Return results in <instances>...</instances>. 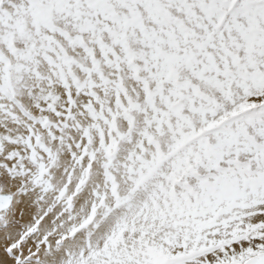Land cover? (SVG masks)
I'll return each mask as SVG.
<instances>
[{
    "label": "snow or ice",
    "instance_id": "snow-or-ice-1",
    "mask_svg": "<svg viewBox=\"0 0 264 264\" xmlns=\"http://www.w3.org/2000/svg\"><path fill=\"white\" fill-rule=\"evenodd\" d=\"M0 264H264V0H0Z\"/></svg>",
    "mask_w": 264,
    "mask_h": 264
}]
</instances>
